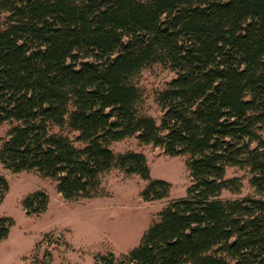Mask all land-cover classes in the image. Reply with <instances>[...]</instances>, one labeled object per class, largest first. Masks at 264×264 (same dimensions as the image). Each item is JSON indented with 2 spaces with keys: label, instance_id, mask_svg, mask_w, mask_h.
<instances>
[{
  "label": "trees",
  "instance_id": "trees-1",
  "mask_svg": "<svg viewBox=\"0 0 264 264\" xmlns=\"http://www.w3.org/2000/svg\"><path fill=\"white\" fill-rule=\"evenodd\" d=\"M0 164L56 183L64 200L91 197L111 169L151 180L143 154H115L134 137L186 158V196L170 201L137 247L96 264H264V0H0ZM174 77L140 112L134 78L152 65ZM228 168L248 174L237 194ZM7 183L0 176V204ZM36 192L26 214L46 208ZM11 221L0 217V241Z\"/></svg>",
  "mask_w": 264,
  "mask_h": 264
},
{
  "label": "rangeland",
  "instance_id": "rangeland-1",
  "mask_svg": "<svg viewBox=\"0 0 264 264\" xmlns=\"http://www.w3.org/2000/svg\"><path fill=\"white\" fill-rule=\"evenodd\" d=\"M4 18L1 14L0 21ZM173 77L168 67L155 64L134 78L142 92L140 112L157 123L160 111L155 96ZM7 129V125L0 126V144ZM109 148L115 154H143L150 179L167 183V195L146 200L143 192L148 181L111 169L102 176L91 197L67 201L52 179L36 172L14 174L0 164V176L7 183L0 217L11 221L7 237L0 241V264H96L98 257L109 253L119 259L138 246L144 232L170 201L186 196L190 176L185 157L167 156L160 148L141 144L134 137L112 142ZM226 178H236L240 190L237 194L224 191L222 200L254 194L246 171L228 168ZM36 192L47 196L46 208L39 214H26L23 201Z\"/></svg>",
  "mask_w": 264,
  "mask_h": 264
}]
</instances>
